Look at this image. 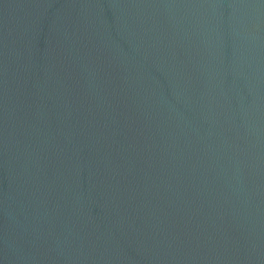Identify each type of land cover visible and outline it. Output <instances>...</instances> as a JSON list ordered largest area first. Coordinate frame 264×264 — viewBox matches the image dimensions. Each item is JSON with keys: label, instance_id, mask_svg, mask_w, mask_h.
<instances>
[{"label": "water", "instance_id": "95a60500", "mask_svg": "<svg viewBox=\"0 0 264 264\" xmlns=\"http://www.w3.org/2000/svg\"><path fill=\"white\" fill-rule=\"evenodd\" d=\"M0 264H264V0H0Z\"/></svg>", "mask_w": 264, "mask_h": 264}]
</instances>
